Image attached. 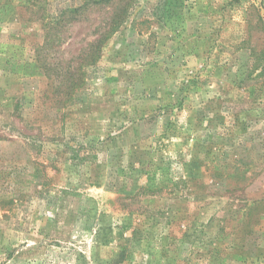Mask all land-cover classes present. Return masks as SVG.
<instances>
[{
    "label": "rangeland",
    "instance_id": "1",
    "mask_svg": "<svg viewBox=\"0 0 264 264\" xmlns=\"http://www.w3.org/2000/svg\"><path fill=\"white\" fill-rule=\"evenodd\" d=\"M85 1L0 0V264H264V0Z\"/></svg>",
    "mask_w": 264,
    "mask_h": 264
},
{
    "label": "trees",
    "instance_id": "2",
    "mask_svg": "<svg viewBox=\"0 0 264 264\" xmlns=\"http://www.w3.org/2000/svg\"><path fill=\"white\" fill-rule=\"evenodd\" d=\"M111 1L112 0H86L80 6L62 10L60 16L56 20L50 21L49 24L51 25H49L47 29L44 45L48 44L49 37L50 38L54 37V34L56 33L55 31H57L60 26H62L63 24H68L73 21H76L82 14V11L86 10L91 5H100V4L110 3ZM123 2L124 0H117V3L119 4L115 5L114 10L110 15V18L104 21L105 23L104 26H101V28H99L100 30H98L99 32H97L94 39L89 42L87 50L83 53V56L79 58L83 66L93 65L98 61L104 43L110 38L111 34L116 32L121 27V25L127 19L130 9L129 4L131 2L129 3L127 2L128 4L127 3L123 4ZM262 53H263L262 58L264 59V51ZM37 58L40 64V58L38 55ZM45 69L48 70L47 68ZM81 81H82V77H79L73 83V86L82 83Z\"/></svg>",
    "mask_w": 264,
    "mask_h": 264
}]
</instances>
